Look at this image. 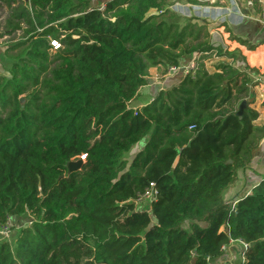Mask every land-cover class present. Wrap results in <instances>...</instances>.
<instances>
[{
	"label": "trees",
	"instance_id": "16d2710c",
	"mask_svg": "<svg viewBox=\"0 0 264 264\" xmlns=\"http://www.w3.org/2000/svg\"><path fill=\"white\" fill-rule=\"evenodd\" d=\"M180 1L199 2L0 0L5 33L22 38L6 51H24L0 75V227L32 218L13 245L0 240V264H212L231 243L247 245L239 264H264V178L223 198L264 138L258 69L228 42L255 51L264 40L220 23L222 47L209 19L172 9ZM236 52L243 70L228 61ZM191 55L193 71L130 105L150 68L164 75ZM214 58L228 60L208 67ZM150 183L157 198L138 208Z\"/></svg>",
	"mask_w": 264,
	"mask_h": 264
},
{
	"label": "crops",
	"instance_id": "0c3cea01",
	"mask_svg": "<svg viewBox=\"0 0 264 264\" xmlns=\"http://www.w3.org/2000/svg\"><path fill=\"white\" fill-rule=\"evenodd\" d=\"M235 2H236V7L232 9L230 8L227 0H215L213 2L214 5L212 6V11H218V9H220L229 12V17H228L229 21L226 20V23L227 26L232 30V32L236 36L247 39L251 43H258L259 41L264 40V23L256 19L257 15L261 11V8L264 6V0H235ZM236 10L238 12L237 14L239 15H236L234 13L236 12ZM222 30L223 29L219 31L221 32ZM233 45H234L233 47L236 46L241 49L242 54L246 57V61L249 67H255L258 69L257 73L252 72L254 73L252 77H255L254 78L255 81L260 82L259 85L261 86L260 87L261 90L257 92L259 85H256L255 86L256 90L255 88L251 89V96L255 95L256 97L257 96L262 97V95L264 94V44L259 45L255 51H249L246 49V47L241 46L238 43H233ZM244 66L245 63L243 62V68L240 70H243ZM160 69L162 70V68H157V67H152L149 69V75L147 77L146 85L148 84V82H156L155 84L156 89L154 90L153 95L162 88L164 89L170 88L171 86L175 85L183 76V75L180 76L177 79L176 83L174 82L173 85L169 86L170 85L169 83L172 82H169L170 77H167V73L164 75L161 74L159 76L160 80L153 79L152 77L153 72L156 73ZM170 73L173 72L168 71V74ZM144 86L139 88L136 96L130 101V105H132V102L136 98H138L139 95L142 93L141 89ZM151 97L147 99L145 96H143L142 99L144 101L142 102L144 103H140L138 106L133 108H137V107L140 108L144 106L151 100ZM256 100L258 101L259 99L257 98ZM260 119L264 120V117ZM138 145H139L138 147H134L132 149L135 150L133 156L142 147V144H138ZM263 178H264V138L260 142L257 149L253 151L250 165L245 170L238 172L236 183L224 192L223 195L224 201L226 203L231 204L240 200L245 195L249 194L252 188L255 185H257Z\"/></svg>",
	"mask_w": 264,
	"mask_h": 264
},
{
	"label": "rangeland",
	"instance_id": "374dc122",
	"mask_svg": "<svg viewBox=\"0 0 264 264\" xmlns=\"http://www.w3.org/2000/svg\"><path fill=\"white\" fill-rule=\"evenodd\" d=\"M170 1V3L172 1H178V0H168ZM104 2V0H93L92 4H100L102 5ZM178 3H181V4H178ZM183 2L180 1V2H176V4H174L172 6V9L177 12V14L183 9H181L180 5L183 6L182 4ZM99 5V6H100ZM104 5V4H103ZM201 7H206L207 11L210 12V10L212 11V6L214 5L212 3V1H204L202 2L201 4ZM262 9V8H261ZM7 12H8V9L6 8L5 5H2V7L0 8V75H3V76H8L9 73H10V65H11V62L13 60H16L17 57L19 55H22L24 51H22L21 53H14V54H11L9 52H7L6 48L9 47L12 43H15L17 41H20L22 40V38L20 37V34L21 32L20 31H17L14 35H8L7 33H5V30H4V26H3V23H4V19L5 17L7 16ZM215 13V15H213L212 13H208L209 14V17L211 19H213V21L209 20V26L208 28L211 30L212 32V41L214 43H219L222 47H225V44L222 42V40H220V33L218 32H215V27L218 26V24L220 23H224V24H227L226 23V20L229 21L228 17H229V12H226L224 10H220L218 9V11H213ZM180 22H183V20H179ZM222 28H220L221 30ZM226 34H224V38H226ZM227 43V41H226ZM229 43V49H234L235 47H233V43L232 42H228ZM227 43V44H228ZM17 54V55H15ZM224 57H227V56H224ZM242 57L240 56V54L238 52L235 53L234 55V58L233 59H226V58H214V59H211L210 61H205L206 62V65L208 67L212 66L213 64H215L216 62H220V61H225V60H228L229 62H232L233 65H235L237 68L239 69H242L243 68V60L241 59ZM194 61V56L191 55L189 57H186L183 59V63L182 66L184 65H187L189 64L190 62ZM184 72V73H183ZM162 73V70L160 69L159 71H157L156 73L153 72L152 74V77L154 80H160L159 79V76L161 75ZM167 73V77H170L169 79V82H172V83H169L171 85L174 84V82L176 83L177 79L182 76L183 74H185V70L182 69V70H176V71H173V73H170L168 74V71L166 72ZM175 74V75H174ZM254 75V73L251 74V77ZM253 79L255 77H252ZM255 80V79H254ZM258 85H259V81H257ZM156 82H148L147 85H145L141 90H142V93L139 95L138 98H136L133 102H132V107H136L138 106L140 103H144L142 101H144L142 99L143 96H145L147 99H149L153 93H154V90L156 89V86H155ZM260 85H259V88L257 89V92H259L261 89H260ZM255 88V86L253 87ZM256 90V88H255ZM263 94V93H262ZM252 98L254 100V103H253V106H256V108H258L259 110V119L260 118H263L264 117V108L263 107H260L261 106V102H264V94L262 95V97H259V96H255V95H252ZM259 99L258 101L256 99ZM258 119V120H259ZM259 124H264V120L263 119H260L259 121ZM139 145L135 146V147H138ZM133 151V152H132ZM135 150H131V152H129L127 155H125V159L127 161H130L132 158H133V153H134ZM78 159H74L72 160L71 162H75L77 161ZM138 208L139 207H149V204H143V205H136ZM32 221V218L28 215V214H24V215H21V216H18L16 217L15 219L11 220L10 224H11V232L7 235L5 234H2L0 233V240H6L7 242H9L10 244L13 245L14 243V239H15V235L17 234V231H18V228L21 227V226H28ZM242 251H243V246L240 244V243H231L228 247L225 248V251H224V254L212 261V264H239L242 262Z\"/></svg>",
	"mask_w": 264,
	"mask_h": 264
},
{
	"label": "built area",
	"instance_id": "2783aa9c",
	"mask_svg": "<svg viewBox=\"0 0 264 264\" xmlns=\"http://www.w3.org/2000/svg\"><path fill=\"white\" fill-rule=\"evenodd\" d=\"M198 3H183V6L180 5L181 7V11L179 12L181 15L185 16V17H191V16H197V17H201V18H206L209 19L211 21H213V19H211L209 17L208 13H212L213 15H215V13L213 11L210 10L207 11L206 7H201L202 2L204 1H212V3L215 0H198ZM230 8H235L236 7V2L235 0H227ZM100 9L102 10L104 8V5H100L99 6ZM232 11V10H231ZM236 15L237 14V10L236 12H234ZM256 19L260 22L264 23V6L262 7L261 11L259 12V14L257 15ZM50 45L52 47L53 50H57L61 47L60 41L58 39H50ZM185 70V73L189 72V71H193L195 69V63L192 61L187 65L184 66H178V67H171L169 68L170 72L176 71V70ZM184 73V72H183ZM82 159H84V156L81 157ZM158 195V191L156 189V186L154 183H150L149 186L145 189V191L138 196V198L135 201L136 205H143V204H151L152 202H154L157 198ZM0 233L2 234H9L10 233V223L8 222L6 225L0 227ZM244 248H247V245L242 244Z\"/></svg>",
	"mask_w": 264,
	"mask_h": 264
},
{
	"label": "water",
	"instance_id": "95a60500",
	"mask_svg": "<svg viewBox=\"0 0 264 264\" xmlns=\"http://www.w3.org/2000/svg\"><path fill=\"white\" fill-rule=\"evenodd\" d=\"M21 101H23L22 98H21ZM245 104H246V100H242L241 103L239 104L238 112H237L238 116L242 115V111H243V108L245 107ZM82 163H83V160L82 159H78L75 162L68 163L67 168H68L69 171H76V170L80 169ZM228 163H230V162H228Z\"/></svg>",
	"mask_w": 264,
	"mask_h": 264
},
{
	"label": "clouds",
	"instance_id": "9594fccd",
	"mask_svg": "<svg viewBox=\"0 0 264 264\" xmlns=\"http://www.w3.org/2000/svg\"><path fill=\"white\" fill-rule=\"evenodd\" d=\"M80 159H82V158H80ZM83 160V159H82Z\"/></svg>",
	"mask_w": 264,
	"mask_h": 264
}]
</instances>
